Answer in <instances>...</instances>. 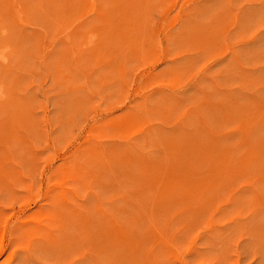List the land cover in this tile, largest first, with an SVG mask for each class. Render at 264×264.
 Instances as JSON below:
<instances>
[{"label": "rangeland", "instance_id": "rangeland-1", "mask_svg": "<svg viewBox=\"0 0 264 264\" xmlns=\"http://www.w3.org/2000/svg\"><path fill=\"white\" fill-rule=\"evenodd\" d=\"M0 264H264V0H0Z\"/></svg>", "mask_w": 264, "mask_h": 264}]
</instances>
